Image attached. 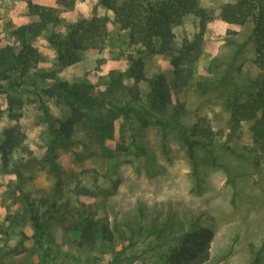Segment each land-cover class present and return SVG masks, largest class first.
Listing matches in <instances>:
<instances>
[{
	"label": "rangeland",
	"instance_id": "obj_1",
	"mask_svg": "<svg viewBox=\"0 0 264 264\" xmlns=\"http://www.w3.org/2000/svg\"><path fill=\"white\" fill-rule=\"evenodd\" d=\"M27 1L54 7L61 18L59 26L48 27L37 41L40 70H51L56 62L57 54L48 48L47 36L51 33L63 36L68 24L92 14L109 19L104 47L100 51L83 52L80 62L62 70L56 80L90 86L98 93L108 89L112 72L128 69L125 55L132 52V48L128 45L127 33L113 23L112 13L99 6L97 0H0V48L9 44L10 32L15 27L31 20L27 17ZM234 2L236 0H199V6L210 20L206 23L201 56L193 64V76L176 99V104L184 108L175 117L179 123L185 127L197 125L198 130L209 127L213 132L222 131L220 142L214 139L210 146H198L190 157L175 130L154 125L147 117V124L142 125L131 111L127 120L120 116L106 130L103 147L109 154L102 155V144L96 136L92 137L86 118L75 127L72 150H57V164L66 174L62 192L69 198L73 211L81 203L93 202L76 187H90L88 170L96 169L104 181L112 173L119 177L117 193L103 204L96 202L95 207L100 212L103 205L111 224L126 231L128 238L120 255L123 262L113 260L112 247L82 252L65 241L56 229L54 245L49 247L50 257L42 262L33 246L32 228L16 221L22 215L26 218L27 203L44 199L57 180L39 170L26 172L25 182L20 186L23 195L14 199L9 182L14 175L10 169L24 158L15 150L6 164L0 152V264H163L165 248L153 246L156 234L150 229L137 232L135 228L134 224L140 222L138 208L144 210L143 221L147 226L151 220L159 224L171 216L173 229L196 220L211 229L210 258L205 264H264V143L252 142L249 123H243L239 132L227 140L229 115L225 101L239 93L243 84L260 78L259 70L252 63L255 48L250 39L251 24L229 26L218 17L224 4ZM198 22V18L187 15L173 26L175 43L179 45L182 40L193 38L199 32ZM159 74L168 82L172 80L169 59L162 55L147 57L145 75L153 78ZM29 81L34 86L29 83L21 89L8 90V96L2 94L6 90H0V144L3 131L15 124L9 116L12 112L17 115V124L24 134L23 144L33 155L40 156L51 130L46 118L63 120L69 110L65 97L64 102H59L43 93V86L51 82ZM122 84L133 86V80L122 79ZM138 87L142 92L147 90L143 82ZM115 99L124 101L119 91ZM56 127L54 124L52 130ZM81 172L83 176H77ZM126 222L134 226V232L126 230ZM21 230L28 239L19 238ZM21 243L25 249L22 254L5 256L7 245L19 248ZM53 251L65 254L58 257Z\"/></svg>",
	"mask_w": 264,
	"mask_h": 264
},
{
	"label": "trees",
	"instance_id": "obj_2",
	"mask_svg": "<svg viewBox=\"0 0 264 264\" xmlns=\"http://www.w3.org/2000/svg\"><path fill=\"white\" fill-rule=\"evenodd\" d=\"M97 4L112 13L113 23L127 33V42L132 48V52L125 55L128 69L112 72L111 82L105 91L95 93L90 86L57 81L56 77L62 70L80 62L83 52L100 51L104 47L109 23L106 16L92 14L89 18L70 23L63 36L49 34L47 46L56 52V62L51 70L42 71L38 68L37 41L48 27L59 26L61 18L56 8L27 1V17L31 20L15 27L10 32L9 44L0 48V90H6L2 94L8 96V90L21 89L30 83L29 80L36 79L41 83L51 82L42 88L46 96L54 97L59 102H64L63 97L67 100L65 105L69 112L63 120L46 118L51 130L47 135L45 150L40 156L33 155L23 144L24 134L17 124V115L11 111L9 116L15 124L3 131L0 144L5 164L15 150H19L24 157L10 169L14 175L9 181L13 186L11 195L14 199L23 195L20 186L25 182L26 172L39 170L57 180L56 186L44 199L27 203L26 218L22 215L18 218L19 221H16L15 217L17 223H27L32 228L33 246L41 255L43 263L50 257L49 247L54 245L55 229L65 241L82 252L112 247L113 260L117 263L123 262L120 255L124 248L122 245L128 238L126 231H121L111 224L108 211L103 205L101 213L95 207L96 202L103 204L117 193L120 186L119 177L112 173L111 176H106L104 181L100 179L96 169L88 170V177L92 181L90 187H76L77 190L85 192L88 199H93V202L87 205L81 203L75 211L73 205H69V198L64 197L62 192L63 177L66 174L57 164V150H72L75 127L83 118L89 120L88 129L92 137L96 136L100 140L103 156L109 154L107 148L103 147L106 130H109L120 116L127 120L131 111L137 122L142 121V125H146V119L150 118L154 125L169 126L175 130L190 157H193L198 146H210L214 139L220 142L222 136V131L213 132L209 127L198 130L197 125L185 127L175 119L176 115L184 111L181 105L176 104V99L193 76V64L201 56L203 35L206 23L210 20L207 12L199 6V0H97ZM187 15L198 18L199 32L193 38L184 39L177 45L172 28ZM218 17L229 26L241 27L247 23L251 24L250 39L255 48L252 63L260 72L258 80L243 84L239 93L233 94L225 101L229 115L227 140L239 132L243 123H249L252 142L262 144L264 0H236L234 3L224 4ZM153 55H162L169 59L173 71L170 82L161 74L153 78L145 75V59ZM126 78L133 80V86L122 84V79ZM142 82L147 85L145 92L138 87ZM30 84L34 86V83ZM116 91H119L124 101H116ZM54 124L57 127L52 130ZM197 136L200 139H197ZM262 160L264 161V158ZM83 174L84 172H81L77 176ZM41 207L46 209L40 210ZM137 212L140 222L134 224L135 228L137 232L143 233L150 229L151 233L156 234L153 246L165 248L163 264H205L209 260L213 239L211 229L201 226L197 220L179 229H173L171 216L159 224L151 220L147 226L143 221L144 210L138 208ZM124 227L129 233L134 232V226L128 222ZM19 238L28 239L23 230L19 232ZM170 241L173 243H169ZM5 251V256L13 257L22 254L25 249L21 243L19 248L7 245ZM53 254L64 256L65 253L53 251Z\"/></svg>",
	"mask_w": 264,
	"mask_h": 264
}]
</instances>
